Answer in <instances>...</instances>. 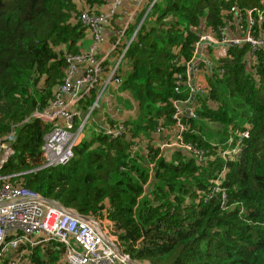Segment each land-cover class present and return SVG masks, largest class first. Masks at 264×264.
Here are the masks:
<instances>
[{"label":"trees","instance_id":"trees-1","mask_svg":"<svg viewBox=\"0 0 264 264\" xmlns=\"http://www.w3.org/2000/svg\"><path fill=\"white\" fill-rule=\"evenodd\" d=\"M108 4L0 0V142L15 137L0 174L11 176L15 187L109 222L119 250L134 264H264V47L228 45L219 58L208 46L211 67L196 60L202 35L219 42L239 35L247 11L264 16V0H149L125 23L115 49L117 58L128 47L115 75L122 83L111 84L126 96L123 109L134 114L123 121L106 117V128L89 132L67 165L39 170L51 126L33 114L54 100L66 56L87 48L81 14H99ZM252 33L264 34V21ZM193 61L206 74L205 95H193L188 84ZM99 91L82 100L84 113ZM178 105L196 118L175 119ZM120 125V136L107 135L108 127ZM243 132L249 138L240 143ZM179 135L191 150L175 146ZM65 253L54 241L22 245L0 264H67Z\"/></svg>","mask_w":264,"mask_h":264},{"label":"built area","instance_id":"built-area-1","mask_svg":"<svg viewBox=\"0 0 264 264\" xmlns=\"http://www.w3.org/2000/svg\"><path fill=\"white\" fill-rule=\"evenodd\" d=\"M124 0H109L108 7L99 14L84 11L80 19L88 28L92 37L93 45L89 51L76 55L66 56V74L63 83L57 89L54 100L44 109H38L33 117L51 126L50 131L44 138L41 148L43 165L39 170L60 167L67 165L75 156V148L81 142L83 129L87 124L85 118L77 126L76 121L80 113L75 106L80 103L91 91L101 89L100 94L91 107V112L99 107V101L107 87L113 83L121 85L120 79H115V75L125 57L126 49L122 55L117 57L112 66L106 64V60L97 56V49L106 41V26L118 13ZM233 10L240 17L242 16L237 7ZM258 15L255 19L253 13ZM247 28L239 24V35L224 38L219 42L210 33L201 37V43L205 45H241L249 43L254 50L264 47V34L256 38L252 29L257 23L264 21L263 13L252 9L247 11ZM123 32L119 33L118 45ZM207 49V47H203ZM225 48V47H224ZM208 67L212 62L202 54L201 58ZM190 64L189 74L193 95L201 93L203 90L194 82L195 75L200 74L197 66ZM104 77V78H103ZM104 79V80H103ZM188 107L177 106L174 118L180 121ZM192 117L196 118L195 113ZM179 131L182 133L185 126L179 124ZM124 130L123 126L108 127L105 131L107 135L116 138ZM240 143L243 139L249 138V132L240 135ZM179 143L175 146L184 147L191 150L188 145L181 143L182 137L178 136ZM14 135H9L0 142V172L4 165L14 154ZM181 143V144H180ZM182 145V146H181ZM238 150L237 152H239ZM11 176L0 174V258L4 257L11 249L19 248L22 245L36 246L47 241H54L64 244L66 247L65 261L67 264H117L128 263L126 256L118 252L117 240L113 236L111 229L106 227V220L91 221L79 218L75 211L65 207L62 203L49 200L34 191L13 186L9 179ZM92 219V218H91ZM42 237V240H39ZM8 264H20L18 260H13Z\"/></svg>","mask_w":264,"mask_h":264},{"label":"crops","instance_id":"crops-1","mask_svg":"<svg viewBox=\"0 0 264 264\" xmlns=\"http://www.w3.org/2000/svg\"><path fill=\"white\" fill-rule=\"evenodd\" d=\"M148 1L149 0H124L123 5L121 9L118 11V14L114 22L109 23L106 26L105 28L106 41L98 47L97 56L99 58L105 59L106 64H108V66H112L116 60L115 43L117 42L119 33L125 30V27L128 21H130V19L134 17L137 12L141 11L143 8L146 7V4L148 3ZM84 42H86L87 48L83 49L82 52L89 51L93 45L92 37L88 34L87 40ZM213 49L214 51H217V54H216L217 57H222L225 55V52L222 48L218 47V48H213ZM205 53L207 54L206 50H205ZM194 82L202 90L208 88L207 79L205 78V74L203 73L195 75ZM106 90H108V95L103 100L102 98L100 99V103L98 107L101 110V112H98V113L96 112V114H94L95 116L98 114L99 117H97L96 118L97 120H94L92 123H89V120L92 116H94V115L91 116L93 111L91 112V109L88 113H84L83 111V101L86 98L75 106V108L80 113L79 118H77V120H79L78 124L80 125V123L86 118L87 119L86 123L88 125L87 130L89 128L88 132L84 131L81 141L83 140V138H86L89 132L93 131L95 133H99L101 130L105 129L106 127H103V126H106L105 125L106 117H110L115 121H123L127 117V111L124 110L122 107H118L116 104V100L114 102V99H116V97L121 99V96H124L125 98V94L118 92V88L113 84L109 85ZM134 111L135 110H133L132 112H129V111L128 112L131 114H134ZM169 135L170 134L168 133V136ZM172 138L175 139L176 136L173 135ZM110 225L111 224L109 222H106V227Z\"/></svg>","mask_w":264,"mask_h":264},{"label":"rangeland","instance_id":"rangeland-1","mask_svg":"<svg viewBox=\"0 0 264 264\" xmlns=\"http://www.w3.org/2000/svg\"><path fill=\"white\" fill-rule=\"evenodd\" d=\"M205 46L208 47V45H205V44H204L203 47H205ZM203 47H202V51H203ZM215 54H217V51H215ZM212 57H214V56H212ZM201 73H203V72H201ZM201 73H200V74H201ZM204 74H205V73H204ZM205 78H206V74H205ZM206 79H207V78H206ZM207 84H208V81H207ZM101 90H102V88L100 89L99 94H100ZM206 93H207V89H204V90L201 92V94H203V95H205ZM107 95H108V90H105L104 93L102 94V97H101L102 100H103L104 98H106ZM117 98H118V97H116V99H114V102H115V100H116V104H117V106L123 108V107H124V103H126V96H125V98H124V96H121V99H119V98L117 99ZM127 100H128V99H127ZM114 102H113V103H114ZM99 103H100V101H99ZM101 103H102V101H101ZM126 111H127V117H128L129 112H128V110H126ZM98 112H101V110H100L99 108L97 109V113H98ZM97 117H99L98 114H97L96 116H95V115L92 116V117L90 118V120H89V123H92L94 120H97V119H96ZM214 130L217 131L216 129H214Z\"/></svg>","mask_w":264,"mask_h":264},{"label":"water","instance_id":"water-1","mask_svg":"<svg viewBox=\"0 0 264 264\" xmlns=\"http://www.w3.org/2000/svg\"><path fill=\"white\" fill-rule=\"evenodd\" d=\"M148 12H149V10L147 11V14H148ZM146 14V15H147ZM141 24H142V22H141ZM141 24H140V26H141ZM140 26H139V28H140ZM138 28V29H139ZM138 31V30H137ZM137 31H136V33H137ZM203 45H204V43L202 42V43H200V45L198 46V57H200V55H201V52H202V47H203ZM193 114V111L191 110V109H188L187 110V113H186V115H187V117H191V115ZM75 215L77 216V217H79V218H82V219H87V220H91V221H95L94 219H91V218H88V217H84V216H82V215H80V214H77V213H75ZM118 250V252L121 254V255H123V253L119 250V249H117ZM129 263L130 264H134L132 261H129Z\"/></svg>","mask_w":264,"mask_h":264},{"label":"clouds","instance_id":"clouds-1","mask_svg":"<svg viewBox=\"0 0 264 264\" xmlns=\"http://www.w3.org/2000/svg\"><path fill=\"white\" fill-rule=\"evenodd\" d=\"M151 7H152V6H151ZM151 7H150V8H151ZM150 8L148 9L149 11H150ZM137 30H138V29H137ZM135 36H136V32H135L133 38H135ZM133 38H132V40H133ZM132 40H131V42H132ZM200 43H201V42H200ZM200 43L198 44V46L200 45ZM210 46L213 47V48H218V47L222 48V49L224 50V52H225V55H226L227 45L221 47V45H220V46H219V45L216 46V45H212V44H211ZM224 47H225V48H224ZM197 50H198V48H197ZM205 50H206V49L203 48V51L201 52L200 57H202V54H203V53H204V55L206 56ZM206 51H207V50H206ZM225 55H224V56H225ZM196 56H198V51H197V55H196ZM224 56H222V57H224ZM219 58H221V57H219ZM187 107H188V106H187ZM188 109H190V108H187V110H188ZM191 110H192V109H191ZM192 111H193V110H192ZM186 113H187V111H186ZM193 113H194V111H193ZM191 117H192V115H191ZM49 200H50V199H49ZM76 213H77V212H76ZM77 214H79V213H77ZM80 215H81V214H80ZM82 216H83V215H82ZM84 217H85V216H84ZM88 218H89V217H88ZM118 249H119V248H118ZM119 254H120V253H119ZM120 255H121V254H120ZM128 260H129V259H128Z\"/></svg>","mask_w":264,"mask_h":264}]
</instances>
